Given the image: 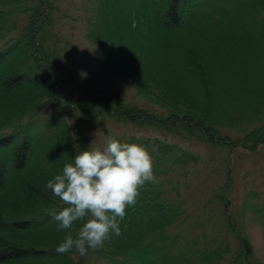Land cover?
<instances>
[{"label":"trees","instance_id":"16d2710c","mask_svg":"<svg viewBox=\"0 0 264 264\" xmlns=\"http://www.w3.org/2000/svg\"><path fill=\"white\" fill-rule=\"evenodd\" d=\"M57 10L56 0H0V264H264L246 230L251 214L264 234L261 191L245 196L241 218L227 184L201 200L203 214L189 212L179 183L201 157L166 142L195 136L228 157L264 145V0H89L85 36L145 106L96 83L75 89ZM99 116L165 133L140 141L158 182L126 209L121 236L83 257L57 254L66 231L51 213L63 204L46 184L88 146L80 134Z\"/></svg>","mask_w":264,"mask_h":264},{"label":"rangeland","instance_id":"374dc122","mask_svg":"<svg viewBox=\"0 0 264 264\" xmlns=\"http://www.w3.org/2000/svg\"><path fill=\"white\" fill-rule=\"evenodd\" d=\"M56 6L58 10L53 12L56 23L54 30L68 40L71 50L69 61L72 60L73 64L71 72H76L71 76L72 78L69 79V82L76 86L75 89L80 92L86 85L96 83L98 87L118 92L126 101L141 106L147 105L145 99L137 95L132 84L102 66L96 45L85 36L89 0H56ZM65 118L73 127L72 131L75 134L77 132L76 117L70 112L65 115ZM79 124L83 126L82 122ZM223 131L231 134L233 138L243 135L236 129L223 128ZM110 134L113 136L165 137L163 131L145 127L139 128L132 124L103 116L94 117L89 131L80 135L83 136L82 142L89 146L92 141L93 144L102 145ZM167 136L169 140L176 142L195 154H199L201 157V161L198 164L190 167L191 172L188 176L180 179V187L186 184L183 189L186 210L197 215L203 214L204 209L201 205V200L205 199L212 191H217L219 188L226 186V184L228 185L226 187L227 192L232 198L231 210L238 218H241L242 202L250 191L254 190L253 195L261 191V195L258 198L263 201L264 145H258L255 149L233 146L232 153L228 157L226 149L214 148L211 144L201 141L195 136L189 137L186 134L178 133H168ZM227 160L229 161L228 164ZM227 167H230L231 178L227 176ZM175 178L178 179L180 177L175 176ZM199 218L192 220L201 222L204 217ZM253 218L251 214H247L246 230L256 255L264 259V234L261 225ZM229 239H232V237L229 236ZM88 264L92 263L88 262Z\"/></svg>","mask_w":264,"mask_h":264},{"label":"clouds","instance_id":"9594fccd","mask_svg":"<svg viewBox=\"0 0 264 264\" xmlns=\"http://www.w3.org/2000/svg\"><path fill=\"white\" fill-rule=\"evenodd\" d=\"M141 140L140 135L131 142L109 135L102 145L92 141L47 181L46 188L63 204L51 213L57 231H66L55 248L57 254L75 251L83 257L102 248L113 235H122L120 222L126 209L135 205L147 183L158 182L154 150Z\"/></svg>","mask_w":264,"mask_h":264}]
</instances>
